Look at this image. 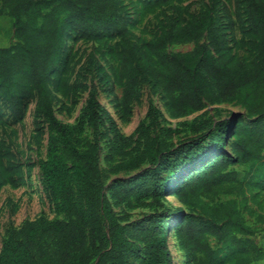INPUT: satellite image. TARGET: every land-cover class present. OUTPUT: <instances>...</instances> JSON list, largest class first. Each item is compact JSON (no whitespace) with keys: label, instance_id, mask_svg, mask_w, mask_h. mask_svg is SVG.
I'll return each instance as SVG.
<instances>
[{"label":"trees","instance_id":"obj_1","mask_svg":"<svg viewBox=\"0 0 264 264\" xmlns=\"http://www.w3.org/2000/svg\"><path fill=\"white\" fill-rule=\"evenodd\" d=\"M170 2L155 0L154 5ZM0 5L13 21L18 41L16 46L0 48V101L5 100L19 120L24 115L23 101L36 99L35 111L49 130L47 156L40 162L43 179L57 211L65 217L27 221L13 228L3 243L0 264H133L132 258L140 255L136 244L140 236L144 245L140 264H174L168 244L170 230L175 231L192 264H224L228 259L256 264L264 260L263 246L237 238L250 233L243 216L250 209L241 208L235 201H218L221 196H244L262 178L258 166L264 165V0H235L236 16L246 27L252 60H235L230 54L228 27L222 23L225 18L232 21L227 8L224 17L210 8L183 26L168 20L152 41L139 43L130 34V18L119 0H0ZM71 30L90 41H100L106 33L122 39L120 76L125 80V107L139 98L142 84L150 83L174 98L172 112L176 116L202 111L207 105L237 102L252 118L248 125L235 128L229 139L213 130L226 129V123L203 119L191 125L194 132L206 131L202 138L168 147L157 136L151 138V129L168 138L180 131L161 128L157 132L159 111L150 102V125L142 126L138 143L130 151L121 144L130 138L111 127L115 135L112 153L130 156L142 148L138 156L112 170L131 171L144 163L150 166L141 177L115 184L116 206L133 197L139 200L149 194L157 199L172 191L184 205L202 207L207 220L185 214L176 220L177 214L156 213L147 226L135 225L132 234L122 225L125 218L115 212L108 199L100 168L98 133L106 126L107 116L94 81L77 124H65L55 113L50 84L62 69ZM182 45L194 48L169 53L171 46ZM94 65L92 54L89 67ZM78 89L74 84V92ZM229 124L235 125V120ZM85 126L93 129L95 136L92 143L81 147L79 134ZM208 133L210 143L204 147L202 139ZM231 139V152H222ZM210 156L200 170L189 172ZM6 159L8 171L18 172L9 151ZM234 166H249V170L241 178ZM209 236L226 247L224 253L210 245Z\"/></svg>","mask_w":264,"mask_h":264},{"label":"rangeland","instance_id":"obj_2","mask_svg":"<svg viewBox=\"0 0 264 264\" xmlns=\"http://www.w3.org/2000/svg\"><path fill=\"white\" fill-rule=\"evenodd\" d=\"M126 8L130 18V34L139 43L152 41L164 29L168 20H174L183 26L189 23L200 12L215 8L220 17L225 16L227 8L232 16V21L225 18L222 23L228 27L230 54L235 60H252L253 52L248 48L249 41L246 27L238 21L235 11V0H171L167 5H154L155 0H119ZM243 12V11H242ZM245 17L242 16V20ZM18 44L15 38L13 21L0 5V48L12 47ZM121 38L114 34L106 33L100 41H90L78 31L71 30L65 43L63 66L59 74L51 79V92L54 100L56 116L65 124L75 125L80 119L83 108L88 99L91 81L97 86L99 102L106 113V126L99 128L101 140L100 168L106 195L114 205L115 212L125 218L122 225L132 234L135 225L147 226L150 217L156 213L178 215L207 220L208 215L202 207L193 208L180 202L172 191L157 199L146 195L139 200L133 197L120 206L115 205L113 187L118 182H128L141 177L149 171V164L144 163L131 171L114 172L116 165L138 156L142 150L134 151L130 156H119L111 151V143L115 140L111 127L115 126L120 135L130 138V142L121 143L126 151L132 150L138 143V136L143 125H150L147 118L149 103L152 102L159 111L157 132L161 128L179 129V133L168 138L151 129V138L157 136L160 143L167 142L168 147H173L182 140H195L202 138L206 131L194 132L191 125L203 119L211 118L215 123L224 122L227 128H213L227 139L234 129L248 125L252 120L243 106L237 102H224L216 105H207L199 112H190L182 117L172 112L174 98L162 90H155L150 83L141 85L139 98L128 107L123 105L125 80L120 76L122 63ZM194 45L171 46L170 54L189 52ZM94 55L95 65L89 67V59ZM79 89L74 92L73 85ZM36 99L23 101L24 115L21 119L14 117L5 100L0 101V252L5 239L13 228H20L27 221L45 219L48 221L62 220L65 217L57 211L51 191L44 183L40 162L47 156L48 125L42 116L35 111ZM233 119L235 125H228ZM188 124V125H187ZM211 132V131H210ZM95 132L84 127L79 134L82 146L92 143ZM211 133L202 139V146L210 143ZM230 142H226L224 153H230ZM9 151L12 162L18 172L8 171L6 153ZM211 151V149H210ZM209 151V152H210ZM217 155V154H215ZM213 156L194 166L189 171L194 173L202 168ZM241 178L249 170V166H234ZM187 172V171H186ZM258 173L262 175L258 185L251 187L242 197L221 196L219 202L235 201L241 208L247 206L243 216L246 224L251 228L247 235H238L244 241L250 239L258 246L264 247V165L258 166ZM166 176L163 173L162 178ZM149 188L151 184L148 183ZM180 214V215H179ZM180 216V217H179ZM143 227V228H144ZM208 241L214 249L223 251L226 247L209 236ZM136 244L140 255L132 258L133 264H140L144 245L142 237H138ZM168 244L174 264H192L191 259L182 249L174 230L168 233ZM237 259H228L224 264H237ZM256 264H264V260Z\"/></svg>","mask_w":264,"mask_h":264}]
</instances>
